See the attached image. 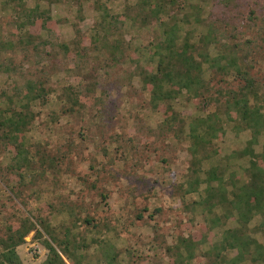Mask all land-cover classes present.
Listing matches in <instances>:
<instances>
[{
    "label": "rangeland",
    "instance_id": "obj_1",
    "mask_svg": "<svg viewBox=\"0 0 264 264\" xmlns=\"http://www.w3.org/2000/svg\"><path fill=\"white\" fill-rule=\"evenodd\" d=\"M5 1L0 0V44L5 45L0 52V64L10 65V69L0 73L1 116L8 118L11 109L22 113L26 107L32 120L21 133L28 160L23 169L17 171L13 166L14 151H8L0 142V240L6 239V226L15 229L19 219L27 217L42 238H34V233L30 232L23 243L15 247L21 264H40L45 260L47 251L41 244V239L45 238L41 225L56 234L68 229L69 235H73L71 241L78 245L73 254L80 264H108L112 256L114 261L110 264H177V255H184L182 250L175 254L174 246L179 238L195 243L193 259L183 264H212L205 252H210L219 242L223 229L235 227L236 216L233 213L222 227L210 229L209 221L213 216L220 218L221 209L207 211L205 207L213 200L204 194V185L192 194L177 192L176 187L184 182L190 162L185 137L187 126L180 135L163 128L157 131L162 116L149 107L147 96L131 75L127 59L132 55L140 65L152 66L147 60L149 45L160 36L157 22L142 16L133 20L121 17L123 22L118 23V27L122 37L119 40L125 62L104 74L103 55L91 51L87 54V73L75 76L74 60L63 58L60 49L47 45L42 52L39 50L42 55L35 57L29 46H18V32L24 29L14 31L16 19L11 12L12 5L1 8ZM22 1L30 9H48L52 21L60 22L55 23L51 36L58 44H67L72 49L81 37L86 39L83 40L85 46L91 45L89 38L99 17L91 0H75L78 5L74 0ZM98 1L109 16L117 19L126 6L135 3L134 0ZM176 1V4L181 3V0ZM238 2L239 7L228 12L225 25L219 22L218 15L214 16L219 6H211L210 0L202 5L201 17L214 23L215 29L228 27L219 45H239L249 77L254 79L256 86L263 87L264 0ZM177 9L172 7L169 14ZM79 15L81 20H78ZM178 26L180 37L188 31L194 38L206 30L192 20ZM75 29L79 30L78 35ZM41 35L46 34L41 32ZM119 35H113L110 40ZM7 44L12 47L8 48ZM218 49L217 45L209 47L208 55L215 56ZM202 71L209 85L203 98L210 103L203 99L193 100L182 90L172 108L183 115L186 123L192 117L212 112L219 117L223 135L208 147L212 155L201 161V170L205 171L213 165L226 167L223 158L243 149L249 133L235 132L232 122L221 117L228 93L236 92L243 82L235 75L227 78L215 75L205 66ZM89 73L96 85L94 91L88 98L78 95L81 106L68 112L63 89L69 87L84 93L87 82L84 79ZM28 79L33 84L40 83L47 94L41 101L26 105L22 95ZM260 113L264 118V105ZM5 129L0 128V134ZM263 143L264 128L254 151L259 152ZM227 164L224 179L232 172L234 177L245 180L242 170L247 166L246 158H233ZM203 201L206 203L202 204ZM247 228L249 237L264 247V217L255 215ZM168 247H172L169 254ZM224 255L226 264L235 252ZM63 260L69 264L67 259ZM238 264L251 263L245 260Z\"/></svg>",
    "mask_w": 264,
    "mask_h": 264
},
{
    "label": "trees",
    "instance_id": "obj_2",
    "mask_svg": "<svg viewBox=\"0 0 264 264\" xmlns=\"http://www.w3.org/2000/svg\"><path fill=\"white\" fill-rule=\"evenodd\" d=\"M91 1L93 9L99 13L92 28L93 34L89 38L91 45L85 46L83 40L86 39L80 37L75 41V47L72 49L67 44H58L51 37L55 31V23L59 24L60 22L52 21L48 9L27 8L22 0H6L1 4V8L12 5L11 12L16 19L14 31L18 32L20 29H24L22 33L18 32L16 39L18 46L25 48L29 46L35 57L42 55L41 50L47 45L53 49H60L59 52L63 58L74 60L75 76L87 73L89 66L86 64L87 54L91 51H96L104 56H102L104 74L108 69H114L116 65L125 62L120 43L122 35H119L121 30L118 27V23L123 22L121 17L125 20H133V18L142 16L155 20L161 32L159 38L149 45L147 61L152 62V66L150 64L140 65L139 60L133 58L132 55L127 59L131 64V75L140 84V91L147 96L149 107L162 116V122L157 126V131L167 129L169 132L180 135L187 126L185 137L189 144L187 152L190 155V162L185 180L176 187V190L183 195L192 194L201 184L204 185V194L208 197L211 196L213 200L209 206L205 207L207 211H212L215 208L221 209V217L213 216V219L209 221L210 229L216 226L222 227L233 213L236 216L235 227L223 229L219 242L212 247L210 252H205V255L211 257L212 264H225L224 254L234 251V257L226 264H238L245 260L251 264H264V247L249 237L247 228L248 223L255 215L264 217V143L260 146L259 152H255L253 148L264 128V118L260 113L264 105V85L263 87L256 86L254 79L249 77V68L246 69L243 65L239 45H227L226 43L219 45V39L227 26L218 30L215 29V24L211 21L202 20L201 15L204 12L202 5L207 4L208 0H196L197 2L194 3L189 0H181L180 4H176V0H134L135 3L131 7H125L122 16H118L119 19L109 16L98 0ZM210 1L212 2L211 6L214 4L219 6V10L214 16L218 15L219 22L223 25L227 22L228 12L233 8H238L240 4L239 0ZM75 2L77 5L79 4L77 1ZM174 6L178 9L171 15L169 12ZM79 11L80 7L77 9V13ZM131 12L134 14L132 15ZM167 19L170 20L169 23H166ZM78 20H81L80 15ZM189 20H192L193 24L205 28V33L193 38V33L186 31L180 37L178 24H187ZM41 32L46 34L45 37L41 35ZM75 33L78 35L79 30L75 29ZM113 35H119V37L110 40ZM214 45H217L219 49L215 56L211 57L208 55L207 49ZM3 46L5 45L0 44V52L5 49V47L2 48ZM7 47L11 48L12 45L7 44ZM202 66L220 77L227 78L235 75L243 82L236 92L228 93L221 117L232 122V129L235 132L247 131L249 133V140L243 149L237 152L233 151L223 158L226 167L220 168L213 165L205 171L201 170V161L210 159L212 154L208 153V147L212 146L214 140H220L223 135L219 117L215 112H212L203 117H192L186 123L183 115L176 113L172 108L173 101L181 94L182 90L193 100L203 99L210 103L208 99L203 98V94L209 90V85L202 77ZM9 69L10 65L0 64V73ZM86 76L84 93L73 91L69 87L63 89L64 100L67 104L65 110L68 112L81 106L78 102V95L88 98L94 91L96 85L92 82V76L90 73ZM46 94L47 92L40 83L34 82L33 84L30 79L25 82L22 97L26 101V105L35 100L41 101ZM217 101L215 99V106L218 105ZM1 114L2 111H0V128L4 127L6 131L0 134V142L7 146L8 151H14L13 166L17 171H20L28 165L27 151L23 148L21 133L27 129L32 116L28 110L26 111V107L22 113L11 109L8 118L3 119ZM233 158L238 160L246 158L247 166L242 170L245 180L234 177L232 172L228 179H224L225 172L229 167L227 162ZM204 203L206 201L202 202V204ZM87 223L89 224V221ZM18 225L15 229H11L9 226L5 227L6 239L0 240V264H21L14 249L23 243L24 237L30 232L34 233V238H42L41 233L35 230V225L27 217L19 219ZM41 232L45 235V238L41 239V244L46 249L47 255L40 264H65L63 258L67 259L69 264H80V260L76 259L73 254V250L78 245H74L73 240L71 241L73 235H69L68 229L62 230V236L61 233H58L60 237L52 229L43 225H41ZM174 248L176 255L178 250H182L184 254L177 255V264H183V262L193 259L195 243L192 240L179 238ZM171 249L172 247L166 249L168 254L171 253ZM113 261L114 256L110 258L108 264Z\"/></svg>",
    "mask_w": 264,
    "mask_h": 264
}]
</instances>
